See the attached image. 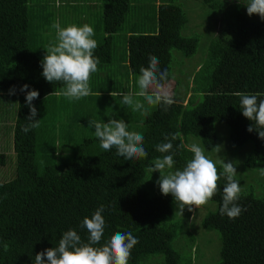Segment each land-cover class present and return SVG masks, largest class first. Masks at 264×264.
Segmentation results:
<instances>
[{
    "label": "trees",
    "instance_id": "trees-1",
    "mask_svg": "<svg viewBox=\"0 0 264 264\" xmlns=\"http://www.w3.org/2000/svg\"><path fill=\"white\" fill-rule=\"evenodd\" d=\"M30 1L0 0V97L18 99L14 124L7 126V131L13 129L15 161L0 152V264H34L35 255L58 246L62 234L70 229L77 231L86 243L89 234L80 225L101 205L105 206L102 213L105 230L96 247L107 243L116 232L131 231L138 243L131 250L128 264H142L155 255H163L165 264H181L180 255L173 247L178 229L174 223L177 216L173 199L171 195L164 196L159 186L157 191L160 173L147 171L154 159L162 156L156 151V145L166 142L165 135L173 133H180L172 141L176 151L174 170L185 167L193 157L188 150L193 144L192 138L207 157L218 163L221 179L217 194L209 201L216 203L217 208L203 221L204 228L220 233L218 264H264V196L258 198L251 192H242L237 203L245 211L236 219L222 216L220 208L226 180L220 159L213 151L219 141L217 126L226 125L231 148L236 147L240 152L234 166L247 169H255L259 164L264 166V140L257 131H248L253 122L243 116L240 98L234 95L236 92L264 93V20L256 15L249 17L240 8L226 7L230 0H203L210 9L221 7V18L209 40L207 60L199 71L206 76L195 78L193 85L190 78L187 89L178 91L180 84L172 74L173 50L190 57L195 54L198 41L181 35L187 25L185 10L179 3L183 0H149L147 11L157 14L158 33H145L140 25V17H146L141 0H131L134 4L130 0H105L101 11L107 37L94 50V56L100 61L98 70L111 63L114 37L125 22H130V28L139 32L127 35L130 28L122 31L126 32L129 63L126 66L139 76L140 68L147 67L149 56L154 55L159 59L160 69L169 70L168 88H174L171 91L175 103L168 111L144 102L146 115L141 114L143 109L133 112L126 105L115 106L123 98L115 101L98 90L89 96L101 106L97 110L107 112L109 107L120 111L108 116L109 120L123 119L129 131L144 136L147 157L128 161L118 157L115 149L103 150L95 135L77 138L67 134L70 141L61 142L57 139L62 133L60 129L56 135L40 134L42 101L63 92L65 86L60 82L49 83L42 75L43 59L29 41ZM157 2H161L158 7ZM239 3L246 4L247 0H232L233 7ZM24 85L29 86L28 91L39 92L33 105L40 124L27 134L21 131L31 114L27 93L20 91ZM11 89H15V95H9ZM99 97L108 99L101 102ZM101 113H96L98 121L104 123L106 115L100 116ZM250 142L253 148L245 154L244 147ZM181 143L183 149L179 148ZM186 264L193 262L189 260Z\"/></svg>",
    "mask_w": 264,
    "mask_h": 264
},
{
    "label": "clouds",
    "instance_id": "clouds-1",
    "mask_svg": "<svg viewBox=\"0 0 264 264\" xmlns=\"http://www.w3.org/2000/svg\"><path fill=\"white\" fill-rule=\"evenodd\" d=\"M245 6L249 17L256 15L264 20V0H247ZM51 27L55 29L56 36L46 46L47 54L41 61L43 77L49 83H62L65 86L62 94L69 101L92 95L90 78L98 71L100 62L99 58L94 56V50L97 48V41L93 38L94 29L88 24L82 27L76 25L61 27L59 21L53 23ZM225 38L231 39L230 36ZM169 75L167 68L160 69L159 59L150 55L148 66L140 68V75L136 81L139 91L134 94L115 91L111 95L122 96V104L131 108L133 112L143 109L142 115L147 114L144 102L150 107L161 106L166 112L175 103L168 88ZM28 88V85H24L20 89L21 92L27 93L26 102L31 113L26 118L27 123L21 128L25 134L38 128L40 124L37 109L33 105V101L39 97V92L28 91ZM15 94V89L9 91V95ZM234 95L240 98L243 116L253 122L248 131H257L259 138L264 140V99H258L264 97V93L236 92ZM89 128L95 129L94 135L103 150L115 149L118 157L128 161L147 157L143 147L144 136L137 131H129V126L123 119H110L108 123L89 120ZM179 136L180 133L165 135L166 142L156 145V151L162 156L154 159L147 171L160 173L157 181L160 191L164 196L171 195L174 198L177 212L183 215L185 209L192 213L197 209L199 212L203 210V206L217 194L221 174L216 163L207 157L204 149L196 143L188 146L193 157L187 161L186 166L174 170L176 151L172 141L177 140ZM179 148L183 149L184 144L181 143ZM219 150V146L213 148V151ZM220 163L226 180L220 214L236 219L245 211L237 203L240 198V185L234 179L236 167L232 162ZM104 211L105 206L101 205L91 218L83 219L80 227L86 229L89 234L86 243L82 241L77 231L70 229L62 234L58 246L35 255L34 264H45V258L47 264H128L131 250L138 243L131 231L116 232L107 243L95 246L100 244L104 235L105 220L102 216ZM7 247L5 244V250Z\"/></svg>",
    "mask_w": 264,
    "mask_h": 264
},
{
    "label": "rangeland",
    "instance_id": "rangeland-1",
    "mask_svg": "<svg viewBox=\"0 0 264 264\" xmlns=\"http://www.w3.org/2000/svg\"><path fill=\"white\" fill-rule=\"evenodd\" d=\"M104 0H31L29 2V9L32 15V29L30 31L29 41L33 44L41 58L46 56V46L50 41H53L56 36V31L51 26L56 21H59L61 27H67L70 25H76L82 27L84 24L90 25L94 29V33H99L102 39L97 43L105 39L104 26H103V12L100 11ZM98 5V9H93V5ZM182 8L185 10L187 25L186 29L182 30L183 36L196 38L197 50L194 55L187 57L178 50H173V64L172 74L175 80L180 84V90L187 89V85L192 78L193 80L203 79L206 75L204 72H199L200 68L205 64L208 56L209 40L211 34L216 30L217 23L221 18V7L217 10L210 9L209 5L204 4L203 0H183L180 1ZM140 6L147 11L150 7L149 0H141ZM226 7L235 9L240 8L247 14V9L244 3L232 5V0L225 4ZM43 9V11H42ZM143 11V12H145ZM219 11V12H215ZM53 15V19L50 20V16ZM131 13L127 16L130 17ZM126 19V20H127ZM130 22H125L119 34L115 35L112 46V61L106 65L100 67V69L94 74L90 80V87L93 90H98L108 96H112L111 93L115 92V89H111L109 86L124 91L130 90L127 80V66H121V47L123 45L126 49L125 40L126 37L122 31L129 29ZM103 44V43H102ZM128 69H130L128 67ZM130 75L138 79V75ZM113 82V83H112ZM138 88V86H136ZM139 89V88H138ZM173 88L169 87V91L172 95ZM18 98V97H17ZM106 97H99L98 101L107 100ZM95 107L93 105H96ZM120 104L123 107L122 102H116L115 106ZM43 113L41 116L40 134L44 137L51 135L52 132L56 135L61 130L62 133L57 135V139L61 142L70 141V137L67 134H72L77 138H83L82 136L92 137L94 136V128H89L86 122L89 120L98 121L97 112H102L101 106L98 105L96 100H91V97H85L76 101H69L61 93L50 96L42 101ZM103 106H105L103 104ZM18 107V99L15 100L14 96L11 98L0 97V152L7 153L8 159L15 161L14 149V136L12 130L7 131V126L12 127L14 124V114ZM78 107V109H77ZM118 107V108H119ZM111 112V113H110ZM119 110H111L108 107L107 112H102L101 115L114 116ZM138 112V111H137ZM84 115V116H83ZM103 118L104 123H108L110 120ZM129 119H132L129 117ZM80 123L78 124V122ZM100 122V121H98ZM101 123V122H100ZM141 127V125H140ZM218 135L219 151H215L217 158L220 161L235 162L240 152L236 151L234 147L231 148L229 139V128L226 125L219 124ZM56 131V132H55ZM65 133V134H63ZM77 140V139H76ZM193 143L200 144L194 139H191ZM13 145V147H12ZM71 144H68L70 147ZM253 148V144L250 142L244 147V152L247 154ZM212 159V157H209ZM219 162V161H218ZM220 163V162H219ZM221 164V163H220ZM218 165V163L216 164ZM236 167L235 178L240 185V193L251 192L255 197L262 198L264 196V166L259 164L255 169H247L244 166ZM156 183V182H155ZM147 184V183H146ZM158 191V185H157ZM172 197V196H171ZM174 210L176 218L174 220L177 225V236L173 241V247L178 252L181 258V264H186L189 260L193 264H218L220 262L221 251V239L220 233L216 230H208L204 228L203 221L210 212H213L217 208V204L208 202L203 206V210L199 212L197 209L195 213L188 212L185 209L183 215L177 212L176 205L174 203ZM177 212V213H176ZM190 214V217H189ZM142 264H165V257L163 255H155Z\"/></svg>",
    "mask_w": 264,
    "mask_h": 264
},
{
    "label": "crops",
    "instance_id": "crops-1",
    "mask_svg": "<svg viewBox=\"0 0 264 264\" xmlns=\"http://www.w3.org/2000/svg\"><path fill=\"white\" fill-rule=\"evenodd\" d=\"M68 1H71V0H68ZM131 1V0H130ZM133 1V0H132ZM131 1V4H134V3H136L135 1L134 2H132ZM102 3V8H101V10L103 9V4L105 3V0L103 1V2H101ZM140 2H138V4H139ZM157 4V7L161 4V2H157L156 3ZM89 5H93L94 7H92L93 9H97L98 11H99V9H98V5H94L93 3H89ZM133 7H135V5H133ZM150 9H152V7L150 8ZM100 10V11H101ZM42 11H43V9H42ZM44 12V11H43ZM142 13H144V15L146 16V17H144V18H142V17H140V20H141V26H143V29L145 30L144 32L145 33H158V31H159V28H158V20H157V14L156 15H153V12H151V11H145V12H142ZM138 17H133V19H137ZM143 19H145V20H147L148 22H146V23H143ZM131 30H129V31H127V35H129V34H132V33H137V32H139L138 30H133L132 28H130ZM124 33H126V32H124ZM104 34H105V31H104ZM107 34H105V37H107L106 36ZM96 41H97V43L100 41V39H102V36L101 35H99V33H96L95 35H94V37H93ZM104 39V38H103ZM126 40H125V46H126V49L124 50V48H123V45H122V47H121V59H120V64H121V66L122 67H124V65H129V63H128V58H127V44H126ZM102 42H100L99 44H101ZM132 74H134V73H132ZM127 80H128V85H129V87H130V90H124V91H120V90H118V89H116V88H114V86L112 85V86H109L111 89H115L114 91H117V92H123V93H132V94H134L135 92H137V91H139V89L138 88H136V86H138L137 85V82H136V78L134 79V77L132 76V75H130V69H128V66H127ZM113 83V82H112ZM111 98H113V96H110ZM121 98H123L122 96H115L113 99L115 100V101H120L121 100ZM102 102V101H101ZM98 120H99V118H97Z\"/></svg>",
    "mask_w": 264,
    "mask_h": 264
}]
</instances>
